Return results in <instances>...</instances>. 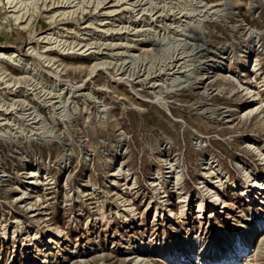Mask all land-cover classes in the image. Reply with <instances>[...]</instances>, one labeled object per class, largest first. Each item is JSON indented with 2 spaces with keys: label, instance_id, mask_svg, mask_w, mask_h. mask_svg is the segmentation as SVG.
Here are the masks:
<instances>
[{
  "label": "rangeland",
  "instance_id": "374dc122",
  "mask_svg": "<svg viewBox=\"0 0 264 264\" xmlns=\"http://www.w3.org/2000/svg\"><path fill=\"white\" fill-rule=\"evenodd\" d=\"M69 1L38 0L19 24L12 18L11 9L0 0V50L7 55L16 53L14 59L22 63L18 67L6 59L4 66L17 78L26 76V70L30 69L44 83L53 84L55 79L46 71L54 68L36 53L42 54L45 47L54 46L44 54L53 58L55 66L62 70L59 84L77 102L71 105L67 119L56 117L55 122L51 119L53 108L45 101L51 98L57 101L56 105L61 104L58 110L64 103L55 96H35L36 82H29L28 86L23 83L16 89L1 86L6 106L12 96L24 95L26 91L23 98L37 106L48 127H55L59 139L50 143L35 139L37 136L0 138V264H27L29 259L32 264H40L48 253L50 261L45 264H134L135 246L126 244L140 237H152L155 240L151 245L157 244L156 248L163 251L169 249L165 257L145 253L146 264H206L199 260L198 254L182 252L181 246L187 250L190 244L205 246L210 237L214 249L220 250L226 240L237 245L242 239L240 231L247 224L256 227L257 236L264 214L256 209L258 203L250 208L237 190L226 185L221 190L212 184L228 201L224 209L218 204L221 210L212 216L213 222L208 219L214 205L209 196L204 200L205 218L199 217L197 203L205 189L202 182L211 185L205 170L208 158L231 182L250 186L243 167L264 174L261 157L249 147V144L264 146V119L243 117L241 111L249 99L236 82L224 78L229 68L235 71L243 67L244 75L240 78L254 88L256 84L248 69L255 54L264 72V0H232L234 10L229 11L228 21H207L202 35L196 30L190 32L187 49L195 48L192 60L198 67L193 85L167 94L165 103L155 101L150 79L120 78L112 67L98 70L91 77L93 56L87 55L85 48L79 50L82 46L72 47L64 41L94 42L95 35L104 36L96 26L107 18L108 11L116 8H109L112 0L104 1L97 9L93 3L85 2L84 11L62 15L63 10L77 8L73 7L75 2ZM137 13L130 11L115 17L145 20L146 15L140 19L142 12L139 16ZM164 14L162 18H173L170 13ZM55 39L63 41L58 43ZM141 46L155 56L151 50L156 47L155 42L151 40ZM140 52L135 50L137 54ZM124 70H132L130 64H125ZM69 82L83 87L72 88ZM104 84L110 89L106 90ZM87 92L94 97L84 95ZM262 95L264 99V91ZM102 104L110 112L105 119ZM10 113L9 117H17L15 111ZM164 149L170 150L175 166L182 170L178 186L175 174L166 173ZM117 164L122 165L123 171L113 177ZM34 167H38L43 179L45 174L51 176L55 184L31 187L28 197L21 199L20 192L14 189L15 183L26 187L28 173ZM156 173L164 179L163 189L152 185L153 181H159ZM164 195L167 204L162 203ZM183 197L185 207L180 203ZM261 197L264 201V191ZM129 202L136 214L124 221L119 214H125ZM260 205L264 208L263 203ZM167 206L172 209L171 214ZM58 229L64 233H58ZM35 230L42 240H34ZM51 238L55 240L53 246L48 245ZM75 246L77 251L69 255L68 250ZM253 248L252 244L245 254L237 255L239 259L226 264H250ZM257 254V264H264V245ZM221 257L218 261L224 262Z\"/></svg>",
  "mask_w": 264,
  "mask_h": 264
},
{
  "label": "bare ground",
  "instance_id": "6f19581e",
  "mask_svg": "<svg viewBox=\"0 0 264 264\" xmlns=\"http://www.w3.org/2000/svg\"><path fill=\"white\" fill-rule=\"evenodd\" d=\"M37 1L38 0H2V3L8 9H11L10 13H12V18L14 17V21L19 23V20L23 19L27 15V13L30 12L29 7L34 5ZM104 1L106 0H79L78 2L77 0H72L71 2L76 3V5H73V7L77 8L73 11L63 10L61 11V14L71 16L75 14L77 10L82 9V11H84L85 7L83 6V3L85 2H90L91 4L93 3V5H95L97 9L104 3ZM112 1L113 4L110 5L109 8L116 9H111L110 11H108L107 18L105 20H102L99 26H96L99 31L104 32V36L99 37L95 35L94 42H85L83 41V39L81 41L79 40V42L77 40L74 42H68L66 40L64 41V43L69 44V46L73 45L72 47L82 46L79 48V50L85 48L83 51H88L87 55L93 56L94 63L90 68L91 77H93V75L98 72V70L108 69V67H112L118 73L120 78H123L125 76L133 78L136 76L135 79L142 77L145 79H150V83H152L150 88L153 90L152 93L154 94L155 101L158 103H165L167 94H171L173 91L175 92L177 90L180 91L184 87H190L191 85H193V76H195V72H197L198 67H196V62H193L192 60V57H194L192 55L193 51H195V48L192 49V51H189L191 49H187L188 43L186 39L188 38L187 36L190 34V32L192 30H196L201 34L207 21H212V23L215 19H223L222 21H226L228 16H230L231 14L229 11L232 12L234 10V2L232 0H223L218 3H208L205 0H148V2H146L147 0ZM68 2L70 1L68 0ZM130 11H139V13H137V16H139V14L142 12V14H140V19H142L144 15H146V18H144L145 20L131 21L130 19H128L126 21L121 17H115L118 14L129 13ZM165 12L166 14H172L173 18H162V16L165 15ZM11 16L9 17L11 18ZM136 19H138V17ZM154 22H156V24H154ZM89 33L91 32H88V34ZM151 40L155 42L156 47L151 49L153 50V52H155V56L148 53L149 49H144L143 46H141V44ZM62 41L63 40H56V42L58 43ZM83 43L85 44L83 45ZM52 48H54V46L45 47V51H43L42 54L39 52L36 54L41 60L44 61L47 66L51 64L52 68H54V71H46L55 79V83L53 84L44 83V80L38 78L30 69L26 70V76L17 78L4 66V61L6 59L12 60V63L15 66H20V60L18 61L14 59L16 57V53H10L7 55L5 52L0 50V81H2V84H0V91L3 89L1 88L3 84L5 85L4 88L13 87L14 89H16L20 88L23 83L24 85H26L29 82H36L35 85H33L36 88L33 89L31 87L30 89L34 90L35 96H39V98H41L42 96H44L45 98V95L48 96V98L55 96L54 98H58V101L64 103V106H62V108L58 110V106L61 104L56 105L57 101L54 102L53 100H51L52 98L45 101V103L49 104V106H52L53 113L51 114V119L56 122V117L60 118L61 120L63 118L65 119L71 113V105L77 102L72 100L73 96L71 95V92L65 91V88L61 87V85L59 84L62 78V74L60 73L62 70L59 71V66H55L56 63L54 62L53 58L44 54ZM136 49H140L142 50V52L137 54L135 53ZM101 50H106L107 52L100 53ZM100 54L101 56H99ZM252 58H254V61L252 59L253 64L250 65L248 71L251 73L250 78H253V82H255L256 84L254 88L249 85H245L242 78H240L244 75L243 67L241 68V70L236 69L235 71L229 68L225 72L226 74H224V78L226 80L231 79L232 81L236 82L244 95L249 99L247 106H245L241 111V113L244 112L243 117L255 116L257 118L263 117L264 119V99L262 95V91H264V72L259 67L258 54L253 55ZM125 64H130V68H132V70H124ZM227 74H229L230 76H225ZM139 80L143 81V79ZM231 80L228 81L232 82ZM69 84L72 88L83 87V84L73 85L70 82ZM104 87L106 90L110 89L108 84H104ZM23 93L24 95L14 93L15 95L10 98V102L6 106V98L4 97L3 92H0V138L14 139L23 135L25 137L27 136L29 138H35V136H37V138L35 139L50 143H52L54 139H59L57 131H54L55 127H48L46 119L39 112L37 106L30 104L28 100L23 98L26 91H24ZM11 95H13V93ZM84 95L91 98L93 96V93L87 92ZM102 105L101 107L103 108L101 112L103 114V118L105 119L108 117L110 112H108V108L105 105ZM12 110L15 111L17 117L8 116L11 114L10 112ZM1 111L5 113H1ZM74 111L77 110L74 109ZM204 111L202 110V112ZM38 136L40 138H38ZM200 143L202 144L203 142ZM249 147L252 149V151L256 152L261 157L262 165L264 166V146L249 144ZM162 151L164 154V162L166 163V166H168V170L166 171V173L175 174V186H178L180 184V180L182 179V170H178V167L175 166L176 162H173L174 159H172L171 157L170 150L164 149ZM211 160V158H208L205 164V170H208V172H206V175H208L211 185H209L208 182H202L205 189L203 191V195L200 196V199L197 203V213L199 217L205 218L207 216L204 210V200L206 199L207 195L211 199L212 204H214L211 215L208 218L210 221L212 220V216H215V214H217L216 212L221 210V207H218V204L222 206V209L226 208L228 205V201L221 197V193L219 192V190L212 184L218 186L221 190H223L225 185L232 190H237V192L240 193L242 197L248 201L250 208L255 207L253 205L258 203V205L256 204V209L259 210V212H263L264 214V208L260 207V203L264 204V201L261 200L263 199L262 197L259 198L261 196V193L264 191V174L261 171H253L249 170V168L243 167L245 177L250 184V186H246L243 183L239 184L236 182H231L228 175L225 174L220 168H218L215 163L211 162ZM30 170L31 173H28L30 175L27 178L28 180L26 183V187L21 186L18 182L15 183L16 188L14 189H17L20 192L21 199L28 197L31 192V187H36L39 184H55L54 179L48 174H45L43 179L38 167H34ZM116 170L117 172H113V177L121 175L120 172L123 171L122 165L120 166L119 164H117ZM210 173H214V176H212ZM156 175H158L159 181H153L152 185L155 186L156 189H163L162 181H164V179L160 176V174L156 173ZM110 181L112 184L115 183V179H111ZM133 185L136 186V183H134ZM94 190H96L95 187ZM162 203H168L166 195L163 196ZM180 203L182 204V207H185L186 198H181ZM125 206V214H119V216L120 218H123L124 221H128L131 216H134L136 214V209L131 202H129ZM166 208L171 214L172 209L169 208V206H167ZM111 214H113V212ZM183 214L185 215L187 213ZM33 216H35V214H33ZM157 219H159V215L156 213L155 220ZM260 226L261 230L259 231V234L257 236H255V226H249L248 224L246 226H243L242 230L240 231L242 239L240 241L237 240V245H232V242L230 240H226L225 245H223L220 250L214 249V243L211 237L209 239V242L205 246L190 244L189 250H187L184 246H181L180 249L184 253L188 252L192 254H198L200 258L199 260L206 264H226L239 259L237 255L245 254L253 244L254 248L252 250V256L251 259H249V263L257 264V253L262 250V247L264 245V220L261 221ZM57 231L58 233H64L63 229H58ZM227 231L229 230L227 229ZM15 233L16 231L14 232V235ZM33 235L35 241L42 240V237L40 236V233L38 231L35 230ZM186 235H188L190 239H193V235L189 232H186ZM164 239L165 241H167L166 238ZM154 240L155 239L152 237H140L136 241H128V244H126L128 245L127 247H129L130 245L135 246L133 253L134 258L132 257L134 259V264H146V257L144 256V254L147 252L151 256L158 255L161 257L162 255H164L165 257L169 255L168 248L167 250L163 251L162 248V250L156 248L157 244L155 246L151 245L150 243ZM54 242L55 240L51 238L48 240V245L53 246ZM68 251V254L71 255L77 251V247H72ZM221 256L223 257L224 262H221L220 260L218 261V258ZM14 257L15 256H13V260ZM47 261H50L49 253L44 255V258L42 259L40 264H45V262ZM27 264H32L30 259L28 260Z\"/></svg>",
  "mask_w": 264,
  "mask_h": 264
}]
</instances>
